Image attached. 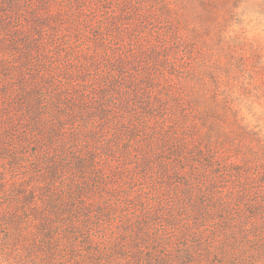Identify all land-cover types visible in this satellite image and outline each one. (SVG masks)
I'll use <instances>...</instances> for the list:
<instances>
[{
	"label": "rangeland",
	"instance_id": "374dc122",
	"mask_svg": "<svg viewBox=\"0 0 264 264\" xmlns=\"http://www.w3.org/2000/svg\"><path fill=\"white\" fill-rule=\"evenodd\" d=\"M11 120L10 148L38 149L14 168ZM53 139L71 160L96 150L102 200L153 232L185 182L234 197L264 171V0H0L3 207L13 178L49 172Z\"/></svg>",
	"mask_w": 264,
	"mask_h": 264
},
{
	"label": "trees",
	"instance_id": "16d2710c",
	"mask_svg": "<svg viewBox=\"0 0 264 264\" xmlns=\"http://www.w3.org/2000/svg\"><path fill=\"white\" fill-rule=\"evenodd\" d=\"M37 123L34 120L31 128L37 129ZM46 125L54 134L59 129ZM4 129L9 137L4 145L6 156L13 168L25 166L22 155L31 157L38 149L28 154L10 148L19 137L14 130L20 132V127L11 120ZM20 139L27 142L22 133ZM51 142L44 152L50 158L57 156L45 162L49 172L36 171L34 184H29L31 175L27 180L11 178L9 196L14 203L10 207L0 204V264H264V235L256 234L264 233V171L254 181L243 182L242 191L230 198L218 192L215 181L197 191L185 182L187 193L178 194V203L169 204L161 214L167 222L156 221L169 228L163 234L161 228L150 231L146 218L122 221L118 209L102 200L99 170L88 168L98 166L96 150L84 154L87 160L81 153L75 158L78 170L84 163L83 170L97 179V184L90 185L88 179L78 178L75 160L66 155L68 147L56 151L59 147L54 139ZM69 169L75 174L66 181ZM191 171L194 176L200 173L196 168ZM173 205L175 211L170 209Z\"/></svg>",
	"mask_w": 264,
	"mask_h": 264
}]
</instances>
